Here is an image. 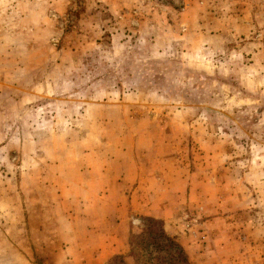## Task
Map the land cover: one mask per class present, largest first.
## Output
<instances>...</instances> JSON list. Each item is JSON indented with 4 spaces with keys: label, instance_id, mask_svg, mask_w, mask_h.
Returning a JSON list of instances; mask_svg holds the SVG:
<instances>
[{
    "label": "rangeland",
    "instance_id": "1",
    "mask_svg": "<svg viewBox=\"0 0 264 264\" xmlns=\"http://www.w3.org/2000/svg\"><path fill=\"white\" fill-rule=\"evenodd\" d=\"M151 216L188 264H264V0H0V264H134Z\"/></svg>",
    "mask_w": 264,
    "mask_h": 264
},
{
    "label": "trees",
    "instance_id": "2",
    "mask_svg": "<svg viewBox=\"0 0 264 264\" xmlns=\"http://www.w3.org/2000/svg\"><path fill=\"white\" fill-rule=\"evenodd\" d=\"M143 222V235H141L135 243H129V246L131 247L130 255L135 259L134 264H147L148 261H153L151 255L146 257L141 256L142 258H140V256L135 253L136 250L134 251V248H140V245L144 243V241H148L149 244H158L159 249L165 252L167 260H163L162 264H188V258L184 250L165 233L161 221L153 218H144ZM155 261L158 262L161 261V259L156 258ZM109 264H124L123 257L115 256L110 260Z\"/></svg>",
    "mask_w": 264,
    "mask_h": 264
},
{
    "label": "crops",
    "instance_id": "3",
    "mask_svg": "<svg viewBox=\"0 0 264 264\" xmlns=\"http://www.w3.org/2000/svg\"><path fill=\"white\" fill-rule=\"evenodd\" d=\"M90 175H91V172L88 171L86 176H83L80 181H78L77 183L74 184V186L77 189H81V191L79 193H75L73 196H71L73 193L72 192L71 194L68 195L70 197H78L76 199H80L81 205L83 207V211L87 210L88 212L91 209V206H90L91 203H94L93 207L95 208V210L98 209L96 207H98L101 204V200H99L100 199L99 194H101V193H99L98 191L101 188V185H103V184H101V182L104 179V178H102L103 176H100V177L93 178L91 181ZM91 182H92V184L95 185L94 188H97V189L93 188L95 190V192L91 191V186H90ZM73 191H75V189ZM119 202L124 204L123 209L126 206L124 209L125 211H129L131 209L133 200L130 196H123V197L119 198ZM119 211H121V204H119ZM88 215H90V214L87 213V216ZM151 217L154 218L155 216L154 217L151 216ZM125 220L129 221V218H126ZM122 221L123 220H121L120 218L117 219V221H115V223L117 224V233L114 235L115 238L118 237V227L120 228V226H118V225H121ZM127 224H128V226L130 225L129 222ZM89 232H90V230H89ZM105 235H107V233H105ZM89 241L90 240L88 238H85V239H82L80 242H85L88 244V243H90ZM106 241H107V239H106ZM123 247H124V245L121 246V249ZM121 249L118 248V246H116V247L110 246L108 249L103 247L99 250V258H106L107 259L113 255H122V256H124L125 264H131V262H133V261L130 257L127 256L128 248H127V250L126 249L121 250Z\"/></svg>",
    "mask_w": 264,
    "mask_h": 264
}]
</instances>
